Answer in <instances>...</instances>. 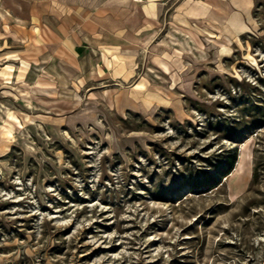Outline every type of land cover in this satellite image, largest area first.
Masks as SVG:
<instances>
[{"label":"rangeland","instance_id":"obj_1","mask_svg":"<svg viewBox=\"0 0 264 264\" xmlns=\"http://www.w3.org/2000/svg\"><path fill=\"white\" fill-rule=\"evenodd\" d=\"M239 4L104 48L0 0V264H264V0Z\"/></svg>","mask_w":264,"mask_h":264},{"label":"crops","instance_id":"obj_2","mask_svg":"<svg viewBox=\"0 0 264 264\" xmlns=\"http://www.w3.org/2000/svg\"><path fill=\"white\" fill-rule=\"evenodd\" d=\"M179 0H40V22H56L71 37L102 39L104 48L120 43L105 39H137L152 37L159 13ZM237 11L241 0H229ZM182 3V2H181ZM239 5V6H238ZM248 6V5H247ZM66 31V30H65ZM101 41V40H100ZM135 42V40H134ZM133 42V43H134ZM123 44V43H121Z\"/></svg>","mask_w":264,"mask_h":264},{"label":"trees","instance_id":"obj_3","mask_svg":"<svg viewBox=\"0 0 264 264\" xmlns=\"http://www.w3.org/2000/svg\"><path fill=\"white\" fill-rule=\"evenodd\" d=\"M232 138V137H231ZM235 164V154H233L231 157H226L225 159V169H222L219 174L218 177H225L227 174H229L231 172V170L233 169V166ZM212 185H208V187H211Z\"/></svg>","mask_w":264,"mask_h":264}]
</instances>
